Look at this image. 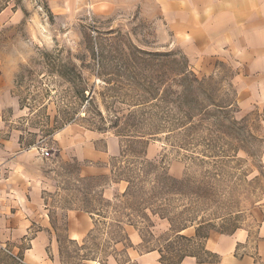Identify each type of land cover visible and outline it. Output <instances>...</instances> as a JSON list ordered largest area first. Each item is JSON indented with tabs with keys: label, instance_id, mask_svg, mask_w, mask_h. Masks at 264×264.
I'll return each instance as SVG.
<instances>
[{
	"label": "rangeland",
	"instance_id": "obj_1",
	"mask_svg": "<svg viewBox=\"0 0 264 264\" xmlns=\"http://www.w3.org/2000/svg\"><path fill=\"white\" fill-rule=\"evenodd\" d=\"M189 36L156 0H0V264H182L216 259L208 237L259 239L264 84L242 38ZM75 136L119 151L77 159Z\"/></svg>",
	"mask_w": 264,
	"mask_h": 264
},
{
	"label": "crops",
	"instance_id": "obj_2",
	"mask_svg": "<svg viewBox=\"0 0 264 264\" xmlns=\"http://www.w3.org/2000/svg\"><path fill=\"white\" fill-rule=\"evenodd\" d=\"M156 2L164 23L170 26L179 38L185 39V34H190L189 37L193 39L231 36L242 38L241 48L238 50L252 54H249L251 59L245 65L247 70L243 76L247 82L245 84L248 82L255 84L256 81L264 84V0H156ZM250 36L256 37V41L250 43ZM88 142L91 140L84 142L77 136L71 138L70 146L75 148L73 154L77 159L105 161L107 157L119 151L118 141L114 138L108 139L104 150L97 149ZM18 222L25 225V220ZM258 236L259 239L255 240L253 247L245 231L208 237L205 248L215 254L216 259L199 260L191 255L185 257L182 264H254L259 259L264 261V225ZM252 249L255 252L249 251ZM38 257L40 264H57V257L54 255L48 256L44 252Z\"/></svg>",
	"mask_w": 264,
	"mask_h": 264
},
{
	"label": "built area",
	"instance_id": "obj_3",
	"mask_svg": "<svg viewBox=\"0 0 264 264\" xmlns=\"http://www.w3.org/2000/svg\"><path fill=\"white\" fill-rule=\"evenodd\" d=\"M43 155L45 156V157H47V156H50V154H51V149L49 150V149H43Z\"/></svg>",
	"mask_w": 264,
	"mask_h": 264
},
{
	"label": "trees",
	"instance_id": "obj_4",
	"mask_svg": "<svg viewBox=\"0 0 264 264\" xmlns=\"http://www.w3.org/2000/svg\"><path fill=\"white\" fill-rule=\"evenodd\" d=\"M180 262V261H179Z\"/></svg>",
	"mask_w": 264,
	"mask_h": 264
}]
</instances>
